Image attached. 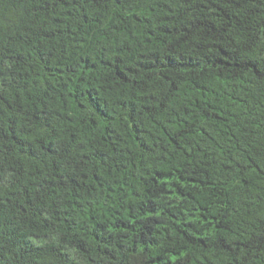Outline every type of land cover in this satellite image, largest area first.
Instances as JSON below:
<instances>
[{
	"label": "trees",
	"instance_id": "16d2710c",
	"mask_svg": "<svg viewBox=\"0 0 264 264\" xmlns=\"http://www.w3.org/2000/svg\"><path fill=\"white\" fill-rule=\"evenodd\" d=\"M0 264H264V0H0Z\"/></svg>",
	"mask_w": 264,
	"mask_h": 264
}]
</instances>
